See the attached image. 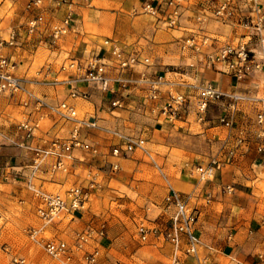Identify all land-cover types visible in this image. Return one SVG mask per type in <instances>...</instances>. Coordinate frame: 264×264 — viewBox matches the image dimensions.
Wrapping results in <instances>:
<instances>
[{
    "label": "crops",
    "instance_id": "0c3cea01",
    "mask_svg": "<svg viewBox=\"0 0 264 264\" xmlns=\"http://www.w3.org/2000/svg\"><path fill=\"white\" fill-rule=\"evenodd\" d=\"M32 1L0 0V41L16 34L14 45H0V55L14 64V73L24 85L23 91L0 93V194L13 181L25 183L32 148L70 136L76 122L59 120L51 110L66 101L75 106L79 119L94 122V127L79 131V137L92 148L73 149L72 158L63 160L65 169L55 168V157L47 156L35 183L49 192L63 193L79 183L87 186L91 178L95 182L91 199L74 219H57L47 227L55 238L70 244L77 233L93 232L89 244L74 253L73 264H89L82 254L94 249L99 264H174L175 252L163 238L174 211L164 200L168 186L199 210L197 255L191 257L181 250L176 264H264V151L260 150L264 146V67L236 79L225 61L215 60L218 48L242 40L252 29L234 20L223 23L217 19L214 11L221 0H42L39 7ZM147 3L154 6V14L144 9ZM257 5L264 14V0H257ZM246 10L254 16L252 3ZM69 12L70 31L52 43L51 27ZM37 15L42 16V22L28 34V21ZM106 39L137 52L139 59L148 62L119 68L103 43ZM187 40L195 46L187 47ZM248 48L251 58L264 62V32L251 36ZM93 56H102L107 62V89L78 82V90L88 97L69 98L68 81L75 74L62 70L61 65L72 57L83 61ZM157 74L174 82L178 92L197 94L196 86L211 83L238 95L230 124L216 120L225 112L221 102L210 104L204 122L197 120L193 110L183 121L164 120L154 111L156 104L148 99L147 86L141 82ZM37 98L46 105L35 104ZM27 118L38 123L31 135L19 128ZM124 137L141 138L144 145L152 147L161 161L155 164L166 186L134 179L141 163L129 157L131 152L112 153L115 146H123ZM140 150L151 157L150 150ZM212 160L220 163L212 179L200 180L196 166ZM153 188L160 193L159 216L145 221L159 233L140 239L141 245L118 246L126 237L114 232L120 223L112 213L124 214L128 209L132 212L129 216L146 214L153 205L149 197ZM3 195L17 199L15 209L22 215L28 213L30 220L40 225L36 200L29 191L11 187ZM92 197L102 201V212L95 211ZM105 201L110 208L103 206ZM11 207V202L0 203V240L14 235L6 229ZM0 251V264H14L12 251L1 245ZM19 253L24 254L23 264L57 262L47 254L51 260H46L29 244Z\"/></svg>",
    "mask_w": 264,
    "mask_h": 264
},
{
    "label": "built area",
    "instance_id": "2783aa9c",
    "mask_svg": "<svg viewBox=\"0 0 264 264\" xmlns=\"http://www.w3.org/2000/svg\"><path fill=\"white\" fill-rule=\"evenodd\" d=\"M66 2V0H62ZM42 0H33L32 4L40 6ZM249 3L254 6V16L247 14L246 7ZM144 9L151 13H155V8L151 3H147ZM214 15L223 23L234 20L246 28H251L249 35L242 37V40L233 44L224 45L215 51V60L225 61L229 73L236 79H243L253 69L264 67V62L251 58V51L248 48V40L251 36L260 35L264 32V14H262L257 0H221L215 7ZM72 13H68L64 19L54 24L50 29V40L54 43L63 35L70 31V21ZM42 22V16L37 15L30 19L27 24L26 32L32 33L37 30L38 25ZM246 38H248L246 40ZM16 42V34L12 32L8 40L0 41V45H14ZM104 45L108 48L110 55L113 57L115 64L119 68L130 65L147 63L148 59H139L137 52L125 50L120 44L112 39L104 40ZM187 47L195 46L192 40L186 41ZM211 56L210 58H212ZM107 62L102 56H93L87 60H80L75 57L69 58L61 65L62 70H70L74 72L75 77L68 81L69 98H87L88 94L80 92L77 88L78 82L94 84L101 90H106L109 79L105 76ZM14 64L6 56L0 55V92L9 93L15 91H23L24 85L22 79L15 75ZM147 86V97L155 102L154 111H157L164 120L174 123L183 121L190 111H194L198 121L204 122L208 120L209 106L213 102H221L225 108V112L217 116L219 123L229 125L232 116L236 112V104L239 96L224 92L211 83H201L196 86L197 94L178 92L174 90L175 83L165 79L162 74L154 75L151 78L141 79ZM35 104L39 107L46 104L42 99H35ZM112 105H118V102H112ZM52 112L63 121H75L77 126L73 128L70 136L66 139H53L49 146L32 148L33 158L27 166L25 181L27 188L33 193L36 203V214L40 219V225L30 227L27 230L28 237L38 244L45 253L60 264H73L74 253L82 251L86 244H89L92 237V231L86 229L77 233L73 243L55 237H48L46 229L55 220L69 217L74 219L75 215L85 208L89 196L90 189L95 188V182L91 178L87 186L75 185L63 193L49 192L44 190L40 185L35 183L37 173L47 156L55 157V168H64L63 160L72 158L73 149L90 150L92 147L89 143L84 142L79 137L81 128L94 127V122L88 118L79 119L77 110L73 104L66 101L59 103L55 107H51ZM230 113L231 116H228ZM261 122V115L258 116ZM38 127V123L31 118L25 119L19 128L26 130L28 135L32 134V129ZM122 147L115 146L112 153L117 155L120 150L130 153L135 149H144V141L141 138L124 137ZM264 151V146L260 148ZM219 162L212 160L206 165H197L195 170L200 180H211ZM165 202L174 207L173 214L170 218V226L165 229L163 237L170 242L175 252L174 264L177 263V253L183 250L186 254L196 256L197 249L200 245L199 237L195 230V224L198 220L199 210L197 207L190 205L186 200L182 199L177 191L168 186L165 196ZM137 233L141 240L145 241L150 233H159L157 228H151L144 224H140ZM99 253L96 249L91 252H83L84 258L89 264L98 263ZM14 262H23L14 259ZM201 264V263H197Z\"/></svg>",
    "mask_w": 264,
    "mask_h": 264
},
{
    "label": "rangeland",
    "instance_id": "374dc122",
    "mask_svg": "<svg viewBox=\"0 0 264 264\" xmlns=\"http://www.w3.org/2000/svg\"><path fill=\"white\" fill-rule=\"evenodd\" d=\"M0 93H2V92H0ZM5 94H9V92L6 91ZM144 147L146 149L150 150L151 157H148L140 149H137L136 151L133 150L134 152L132 151L129 154V157L134 156L136 158V160L141 163L138 167H136L140 171V173L135 174L134 179L135 180L149 181L155 185L160 184L162 186H166L164 180L162 179V174L156 166V164L160 165L161 161L156 157L155 153L153 152L152 147H149L147 145H144ZM155 162H156V164H155ZM10 184L12 185L11 187H13L15 189H17L18 186H22L23 190H26L27 192L29 191V193H31V195H33V193L27 188L26 181H25V183L13 181ZM77 185L83 186L80 183ZM11 187H6V189H1L2 194H0V203L1 202L10 203L11 202V204H12V207L9 210L10 214L6 215V218L8 220L7 225H6V229L10 234H14V235H11V236L9 235L8 238L7 237L1 238V240H0L1 247L7 251L8 250L12 251L10 259H11L12 263H14V264H23V262H14V259L16 258L17 260H22V258L24 256V254H23L24 252L19 253V250L20 249H24V251L27 250L28 244H29V246H33V247H35V249L41 251V253L46 257V260H51L48 256H46L45 251L40 246H38L35 242H33L27 235V230L30 227H36L38 225H36L34 222H32L30 220L31 216L28 213L22 215V214H20L18 208L15 209L16 206L13 205V203H16L17 199H12V198H10V196L3 195V193L7 192L9 190V188H11ZM166 192H167V190H166ZM12 193H13V191H12ZM141 194L144 195L142 192H141ZM159 195H160V193H159L158 189L153 188L152 191L150 192V196H149L153 202L152 203L153 205H151L150 209L145 210L146 214L139 212V214H133V215L129 216L130 215L129 213H132V212L129 211L128 209L125 210L124 214H122L121 212H113L112 213V216L116 217L118 219V222L120 223V226H117V229H114V232L119 231V232L123 233L124 236L126 237L124 239V241L119 242L118 246L123 245V247H128L132 244V242H135V243L137 242L138 244L141 245V243H140L141 240H140L138 233H137L138 226L140 224H144L146 226H149L145 220L152 221V220H155L159 216V208H158L159 207V201L157 200V197ZM90 199L91 198H89V200ZM92 201L94 202V204L96 206L95 211L102 212L103 211V209L101 207L102 201L100 199H95L94 197H92ZM142 202H143V199L140 198L139 203L141 204ZM36 203H37V201H36ZM103 203H104L103 206H105V208L109 207L107 201H105ZM30 206H31V204H30ZM113 209H115V208H113ZM2 221L3 220H1L0 223H2ZM52 233H54V231H52ZM52 233H50L49 228L46 229V235L48 237H54ZM9 237H10V239H9ZM169 244H170V242H169ZM171 248L173 249L172 246H171ZM186 255H188V254H186ZM188 256L194 257L192 255H188ZM55 263L60 264L58 261Z\"/></svg>",
    "mask_w": 264,
    "mask_h": 264
}]
</instances>
